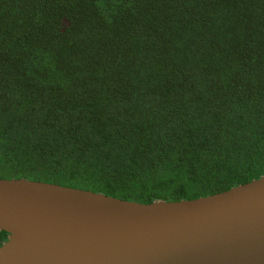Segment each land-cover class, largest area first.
<instances>
[{
	"label": "trees",
	"instance_id": "1",
	"mask_svg": "<svg viewBox=\"0 0 264 264\" xmlns=\"http://www.w3.org/2000/svg\"><path fill=\"white\" fill-rule=\"evenodd\" d=\"M261 177L264 0H0L1 180L149 204Z\"/></svg>",
	"mask_w": 264,
	"mask_h": 264
},
{
	"label": "water",
	"instance_id": "2",
	"mask_svg": "<svg viewBox=\"0 0 264 264\" xmlns=\"http://www.w3.org/2000/svg\"><path fill=\"white\" fill-rule=\"evenodd\" d=\"M0 264H264V177L141 204L0 179Z\"/></svg>",
	"mask_w": 264,
	"mask_h": 264
}]
</instances>
